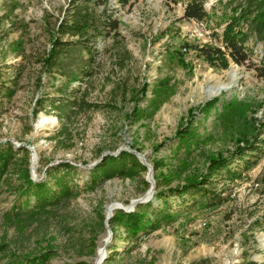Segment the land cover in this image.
Masks as SVG:
<instances>
[{
  "label": "rangeland",
  "instance_id": "obj_1",
  "mask_svg": "<svg viewBox=\"0 0 264 264\" xmlns=\"http://www.w3.org/2000/svg\"><path fill=\"white\" fill-rule=\"evenodd\" d=\"M74 1L0 0V146L24 147L36 182L52 185L55 167L73 165L68 183L78 188L35 209L23 164L1 171L0 264L43 255L45 264H264L262 46H246L254 65L229 59L224 69L198 56L199 46L222 45L227 0H206L202 23L184 17L187 0H93L96 25L110 18L117 30L99 39L92 66L80 47L52 68L54 41L72 39L58 30ZM67 89L98 108L64 133L50 103ZM122 152L148 172L93 186L94 167ZM211 172L206 197L172 193ZM161 193L172 208L156 226ZM138 211L154 228L136 235L117 223Z\"/></svg>",
  "mask_w": 264,
  "mask_h": 264
},
{
  "label": "trees",
  "instance_id": "obj_2",
  "mask_svg": "<svg viewBox=\"0 0 264 264\" xmlns=\"http://www.w3.org/2000/svg\"><path fill=\"white\" fill-rule=\"evenodd\" d=\"M92 1H74L72 12L64 19L58 30L60 36H69L72 39L64 41L61 38H57L54 41L53 49L46 60L50 67L59 68L80 47L90 54L88 64L92 66L96 62L92 53L93 51H98L97 42L99 39H106L117 30V21L110 18H106L104 22L96 25L94 14L91 10ZM205 4L206 0H187L184 17L187 20H194L200 23L209 20L210 13L206 11ZM224 6L230 8L231 20L223 31L222 45L215 47L208 45L199 46L196 49L198 56L210 65L224 69L228 68L229 59L239 66L253 64L250 52L246 47L252 41L262 46L263 65L262 69L259 70H264V0H227ZM90 29H93L91 34H89ZM76 37H78V40H74ZM87 75L89 76V71H87ZM4 87L5 85L0 87V100L4 96L2 93ZM5 91H7L5 94L9 95L8 88ZM63 92V95L57 97L50 104L57 113L62 130H64V133H68V127L80 112L97 109L98 106L81 99L77 95L79 91L73 89L67 93V89L63 90ZM155 92L161 93V90L157 89ZM220 102L221 100L216 103H209L207 108H214ZM41 103L44 102L42 101ZM21 151L24 152L23 155H18V152L13 147L4 148L0 146V172L9 168L10 165L18 166L23 164L24 168H22L21 172L24 174L23 187L27 207L30 206L33 198L35 209H46L72 194L73 190L78 189L71 187L68 183L71 171L75 170V167L70 164H62L53 169V172H58L56 170L61 168L62 172L59 175L53 173L54 183L52 185L47 181L36 182L32 178L28 151L24 147ZM214 163L219 164L220 160L214 159ZM228 166L229 163L225 162L220 170L227 169L229 168ZM146 172H148V168L139 161L136 155L122 152L119 156L109 155L105 157L103 161L95 166L91 171V181L93 186H95L98 181H106L116 177L134 178L140 173ZM217 175L218 172H211L202 182L191 179L182 190L172 191V193L180 196L195 195L206 197L208 190H206L205 186L212 184L217 179ZM159 197L164 200V203L159 214L162 220H159L160 222L156 226L167 220L166 213L172 208L169 205L168 195L161 193ZM116 221L126 227L130 233L136 235L154 228V221L149 218L148 213L142 211H138L136 214L120 212L116 214ZM46 260L47 255H43L38 257V259L20 260L16 264H45Z\"/></svg>",
  "mask_w": 264,
  "mask_h": 264
},
{
  "label": "bare ground",
  "instance_id": "obj_3",
  "mask_svg": "<svg viewBox=\"0 0 264 264\" xmlns=\"http://www.w3.org/2000/svg\"><path fill=\"white\" fill-rule=\"evenodd\" d=\"M112 210H114V206H111V207H109V209H108V211H109V214H110V212H111ZM100 262H101V261H98V263H97V264H101Z\"/></svg>",
  "mask_w": 264,
  "mask_h": 264
}]
</instances>
